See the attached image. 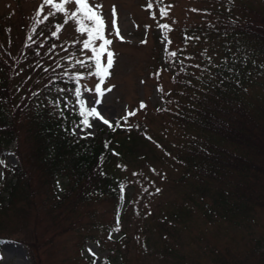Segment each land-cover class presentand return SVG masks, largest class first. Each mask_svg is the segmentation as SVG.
Returning a JSON list of instances; mask_svg holds the SVG:
<instances>
[{
	"label": "trees",
	"instance_id": "trees-1",
	"mask_svg": "<svg viewBox=\"0 0 264 264\" xmlns=\"http://www.w3.org/2000/svg\"><path fill=\"white\" fill-rule=\"evenodd\" d=\"M47 13L39 18L21 13L14 21L0 15V240L11 238L7 227L18 230L31 250L30 264H40L42 246L80 224V213L90 204L112 205L117 225L120 185L127 182L120 170L149 158L177 170L178 195L166 206L157 202L149 209V226L136 227L143 237L155 232L148 251L160 264L167 257L170 264H188L177 248L184 237L194 250L199 233L187 237L191 207L186 201L211 231L215 223L245 226L253 211L264 213V85L255 80L264 73V0L256 6L248 0H198L193 8L198 17L179 27L175 46L169 37H156L164 46L161 63L176 70L171 88L159 90V135L148 132L145 120L125 124L120 119L121 127L101 129L89 140L71 134L78 115L61 105L63 120L50 103L51 90H74L77 82L69 77L83 73L74 68L78 48L58 40L64 19L37 22ZM57 24L62 28L54 37ZM165 47L177 56L169 58ZM9 152L16 157L13 164L5 162ZM58 179L65 180L60 189ZM147 238L134 243L143 248ZM116 241L125 263L129 237ZM207 253L215 264H232L212 249Z\"/></svg>",
	"mask_w": 264,
	"mask_h": 264
},
{
	"label": "rangeland",
	"instance_id": "rangeland-1",
	"mask_svg": "<svg viewBox=\"0 0 264 264\" xmlns=\"http://www.w3.org/2000/svg\"><path fill=\"white\" fill-rule=\"evenodd\" d=\"M262 1L248 0L254 6L261 4ZM90 3L102 5L100 11L105 19V36L113 41L109 47L115 56L110 75L102 85L103 89L110 87L111 91L106 92L103 97H98L94 91H83V98L86 100L87 106H93L94 101L99 98L101 103L96 105L97 111L112 125L124 116H127V119L132 122L136 121L135 123L145 120L148 122V132L151 135H157L160 120L156 114L160 106L159 90L171 88V80L176 74L174 68H165L161 63L164 46L158 45L156 41V37L162 35L157 23L160 21V24L170 26L171 31L167 33V36L170 38V43L175 46L178 43L179 27L198 17V15H193V8L198 0H162L160 7L154 6L152 3L151 8L148 7L146 0H90ZM42 4L43 0H0V15L9 16L10 21H14L21 13L24 18H27L32 14L36 15ZM74 8V4L67 5L69 12ZM161 8L167 9L168 13L163 18L160 16ZM113 9L116 12L115 20L123 40L118 39L112 29ZM49 11H51L50 6L44 5L41 15ZM55 16L60 20L64 19L62 13ZM75 27L73 21L64 23L58 40L69 42L74 49L78 48L81 52L75 55L74 68L82 71L84 75V78L80 80L82 88L87 86L94 90L96 83L99 82L98 79L88 75L89 68L87 66L81 67L76 63L77 60H86L92 53L89 50L80 51L82 44L77 41H82L87 37L86 34L82 36L77 32ZM142 41L146 42L142 43ZM99 43L101 42L97 41L96 46ZM18 44H14L12 48H18ZM102 62H106V55L102 57ZM87 63L91 64L92 62L87 61ZM255 80L264 85V73L257 76ZM250 89L255 92L258 90V88L253 89L252 87ZM50 96L53 101L60 99L65 111H72L71 104L74 103V97L71 91L61 92L58 88L51 90ZM65 97L69 101L68 108H64ZM142 103L144 107H141ZM129 112L135 114L128 115ZM147 114L148 117L144 116ZM76 123L77 121L72 122V129ZM90 123L92 126L83 132L77 128L76 136L89 140L95 137L101 129L108 128V125L99 118H90ZM136 128L140 129L138 125ZM5 162L7 164L15 163V155L9 152ZM176 172L177 170L169 167L168 164L156 162L152 158L146 162L134 160L128 163L120 170V173L125 175L127 182L120 194L116 210V215L119 218V231H111L117 227L112 224L113 206L106 202L92 203L90 204L92 210L86 208L80 213L78 218L80 224L74 222L70 231L60 233L42 246L39 254L40 264H160L156 260V255L153 256V253L148 251L152 248L155 232L145 234L148 238L142 248L141 243H134L136 238L142 241V238L144 240L145 237H143L144 232H136V227H142V223L144 226H149V209H152L157 202L163 200L166 206L174 195H178L174 192L175 183L173 181ZM57 182L59 184L57 188L60 189L65 180L58 179ZM157 189L160 191L157 192ZM186 203L191 207L187 237L199 234L192 244V249H194L192 252L189 251L190 246L185 244V237L181 244L179 242L180 246L177 245L179 251L182 254L185 253V258H182V261L188 264H215L207 253V248H209L232 264L235 262L237 264H264V213L259 210L253 211L251 222L245 226L225 222L215 223V230L211 231V226L202 224L199 210L192 206L190 201H186ZM6 220L2 219L3 222ZM90 222H93L92 225ZM97 223H102L103 227L101 228L99 225V229L95 228ZM80 225H85L88 232L84 231ZM218 227H220L219 231ZM10 228L6 229L11 230L9 234L11 238L3 240L4 243L0 244V264H30L31 250L25 242L19 239L18 230L14 231ZM87 233L92 237H86ZM107 233L109 234L107 235ZM126 234L129 237L126 252L127 261L123 263L120 257L122 248L120 250L116 240L119 237H125ZM43 236L45 238L52 237L49 234ZM110 236L111 238H109ZM174 248L176 249V245ZM171 259L167 257L165 260H161V263L170 264Z\"/></svg>",
	"mask_w": 264,
	"mask_h": 264
},
{
	"label": "snow or ice",
	"instance_id": "snow-or-ice-1",
	"mask_svg": "<svg viewBox=\"0 0 264 264\" xmlns=\"http://www.w3.org/2000/svg\"><path fill=\"white\" fill-rule=\"evenodd\" d=\"M162 2V0H157V3ZM68 4H74V10L70 11L67 9ZM44 5L50 6L51 11L47 13V15L43 16V19H38V23H43L45 20H48L49 16L54 17L57 13L64 14V23H68L69 21H73L76 25L75 30L79 32L82 36L86 34V39L82 41H77L82 44L80 51L89 50L92 55L87 57L86 60H77L76 63L81 67L87 66L89 68L88 75L95 76L98 79V83H96L94 90L87 88V86H82L78 83L84 77L82 74L77 73L69 77L70 80L76 81L77 85L74 90L60 89L61 92L71 91L74 97V103L71 104V109L74 115H78L80 117L79 121L75 124L72 129L71 134L76 135V129L80 128L83 132L86 128H90L92 125L90 123V118H99L104 124L108 125L109 128H119L121 127L120 120H117L115 126H113L107 119L102 117L100 113L97 111L96 105L101 103V99H96L94 101L93 106L88 107L86 100L83 98V91L93 92L98 97H103L106 92L111 91V88L103 89L102 85L105 83L106 78L110 75V69L114 64V52L110 50V45H112L113 41L111 39L106 38L105 36V19L102 15L100 9L102 5L96 4L93 5L90 3V0H43V4L40 6L39 10L36 12V17L39 18L41 13L44 11ZM148 7H152V0H149ZM167 9L161 8L160 16L163 18L167 16ZM112 15L114 19L112 20V29L114 30V35L123 40V37L119 33V29L117 27V22L115 20L116 12L115 9L112 10ZM158 28L162 32V41L168 40L167 33L171 31V28L168 24H160L157 23ZM55 31L52 32V36H57L61 31L62 25L57 24L54 26ZM31 39V37H29ZM189 39H198V37H187L186 40ZM100 41L98 46H96V42ZM146 41H142L144 43ZM170 43V41H168ZM30 46V45H26ZM165 51L168 52L167 47H165ZM39 54V53H37ZM106 55V62H102V57ZM169 58H175L177 56V52L172 51L168 52ZM87 60H91L92 63L88 64ZM199 67V65H197ZM181 70L183 71V65L181 62ZM38 95V93H33V96ZM50 103L57 109H60V118L66 120L67 118L64 116V111L61 109V101L57 99L55 101H50ZM78 106V108H77ZM69 107V101L67 98H64V108ZM141 107H144L143 103ZM135 113L129 112L128 115H134ZM125 124H127V116L122 117ZM83 126V127H81ZM91 135V133H89ZM105 147H107V142L105 143ZM4 164L3 160H0V165ZM154 171V170H153ZM135 175V174H134ZM59 187V184L57 185ZM124 185H120L121 192L123 191ZM146 190V189H145ZM157 192L160 190L157 189ZM123 198V197H121ZM111 231H119V221H117V227L112 229ZM111 238V236L109 237ZM4 243L3 240H0V244ZM90 251V250H89Z\"/></svg>",
	"mask_w": 264,
	"mask_h": 264
}]
</instances>
